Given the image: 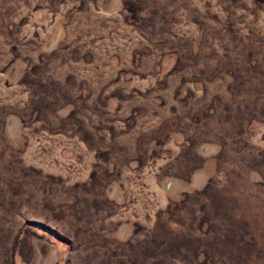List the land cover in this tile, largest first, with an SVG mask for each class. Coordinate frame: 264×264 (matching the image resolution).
Masks as SVG:
<instances>
[{"label":"rangeland","instance_id":"374dc122","mask_svg":"<svg viewBox=\"0 0 264 264\" xmlns=\"http://www.w3.org/2000/svg\"><path fill=\"white\" fill-rule=\"evenodd\" d=\"M0 264H264V0H0Z\"/></svg>","mask_w":264,"mask_h":264}]
</instances>
